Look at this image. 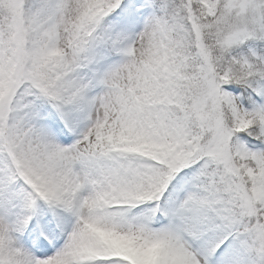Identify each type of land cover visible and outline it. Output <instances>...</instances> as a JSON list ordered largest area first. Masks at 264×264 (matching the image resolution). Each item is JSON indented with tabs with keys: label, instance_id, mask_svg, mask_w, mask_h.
Instances as JSON below:
<instances>
[{
	"label": "snow or ice",
	"instance_id": "snow-or-ice-1",
	"mask_svg": "<svg viewBox=\"0 0 264 264\" xmlns=\"http://www.w3.org/2000/svg\"><path fill=\"white\" fill-rule=\"evenodd\" d=\"M0 264H264V0H0Z\"/></svg>",
	"mask_w": 264,
	"mask_h": 264
}]
</instances>
